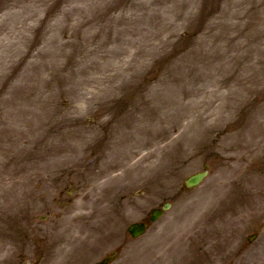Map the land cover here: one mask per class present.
Wrapping results in <instances>:
<instances>
[{"label":"rangeland","instance_id":"obj_1","mask_svg":"<svg viewBox=\"0 0 264 264\" xmlns=\"http://www.w3.org/2000/svg\"><path fill=\"white\" fill-rule=\"evenodd\" d=\"M113 250L264 264V0H0V264Z\"/></svg>","mask_w":264,"mask_h":264},{"label":"flooded vegetation","instance_id":"obj_2","mask_svg":"<svg viewBox=\"0 0 264 264\" xmlns=\"http://www.w3.org/2000/svg\"><path fill=\"white\" fill-rule=\"evenodd\" d=\"M101 176H103V174H99L97 176L98 179ZM124 187H125V183L123 184V188ZM93 189H94V192H95V197L101 199V203L104 202V201L107 202V199L105 198V196H107V195H110V196L114 195V197L118 198L119 200L120 199L122 200L123 197H126V194H125V196L122 195V194H119V192H121V189L119 190L117 187H115V186L112 187L111 185H107V184L104 186V189H101V188H99V186L94 184ZM67 195H68L69 198L64 200V199H62L61 192H58L57 196L53 198V201H55V203H56L55 205L59 206L60 204H62V208H63L67 204H70L72 202V193L70 192ZM59 200H60V202H59ZM45 201L48 202V203H51V200H49L48 198H46ZM52 203H54V202H52ZM96 207H97V205H96ZM95 210H96V208H95ZM50 213H51V208L49 207L48 210H47V214H50Z\"/></svg>","mask_w":264,"mask_h":264},{"label":"water","instance_id":"obj_3","mask_svg":"<svg viewBox=\"0 0 264 264\" xmlns=\"http://www.w3.org/2000/svg\"><path fill=\"white\" fill-rule=\"evenodd\" d=\"M205 175H206V172H201V173H197V174L189 177L186 180V183H185L186 186L189 188L197 186L203 180ZM160 214H161V212L159 210L155 211L153 213V216L151 217V220L154 221L157 217H159ZM129 230L133 236H137V235H140L144 232L145 227L143 224L132 225Z\"/></svg>","mask_w":264,"mask_h":264}]
</instances>
